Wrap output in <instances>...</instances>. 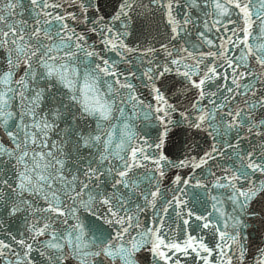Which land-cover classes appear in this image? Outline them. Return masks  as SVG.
Here are the masks:
<instances>
[{"label": "snow or ice", "instance_id": "6c2138e0", "mask_svg": "<svg viewBox=\"0 0 264 264\" xmlns=\"http://www.w3.org/2000/svg\"><path fill=\"white\" fill-rule=\"evenodd\" d=\"M0 264H264V0H0Z\"/></svg>", "mask_w": 264, "mask_h": 264}]
</instances>
